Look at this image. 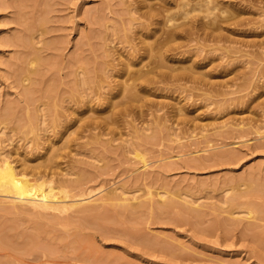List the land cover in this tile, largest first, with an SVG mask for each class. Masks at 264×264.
Returning <instances> with one entry per match:
<instances>
[{
    "label": "rangeland",
    "instance_id": "1",
    "mask_svg": "<svg viewBox=\"0 0 264 264\" xmlns=\"http://www.w3.org/2000/svg\"><path fill=\"white\" fill-rule=\"evenodd\" d=\"M159 1L0 0V152L17 168L42 164L64 134L45 168L68 206L0 202V264H264V202L251 198L260 207L248 211L238 201L249 199H227L264 184V0L237 2L221 37L180 38L169 52V27L140 15ZM142 39L163 47V66L158 53L133 56ZM126 63L189 75L137 85L133 97L119 91L132 81ZM166 196L197 212L122 211ZM72 202L100 210L86 217Z\"/></svg>",
    "mask_w": 264,
    "mask_h": 264
},
{
    "label": "bare ground",
    "instance_id": "2",
    "mask_svg": "<svg viewBox=\"0 0 264 264\" xmlns=\"http://www.w3.org/2000/svg\"><path fill=\"white\" fill-rule=\"evenodd\" d=\"M229 1H230V3L233 2L232 6L222 7V6H219V5H222L221 3L219 4V0H161L158 2V3H160V5L158 4L159 6H154L153 4H151L152 6H150L149 9H147L146 11H143L142 13L140 12V15H141V17L148 18L150 20H153L156 17L158 23H162L163 26H168L170 28L169 29V28L163 27L164 30L167 29L165 31L167 33L164 32L166 34L164 36L165 37L164 39H166V42H164L163 47L165 45L166 49H165V47H164V49L166 50V52H167V50L169 52L170 50L174 49L173 43L180 38H186L188 40H191V39L198 38V37H203V38L221 37L220 34H216L215 32H219L221 30V28H225L226 27L225 25H229V24H233V23L237 22V20H238L237 17L239 15V11H238L239 7L236 6L237 2L246 1V0H229ZM175 7L179 8L180 10L178 9V11L176 13H174V12L172 13L171 10ZM169 11H170V14H169ZM171 21H177V22L176 23L172 22V24H171L172 26L170 24H167L168 22H171ZM138 22H139V20H138ZM151 29H153V28H151ZM161 30L163 32V29H161ZM157 31H158V29L155 28L151 36L155 35L157 33ZM166 44H167V46H166ZM160 46L161 45H159L158 43L156 44L155 42H148V41H145L144 39H142L141 46L135 48V52H134L133 56L136 59H138L140 57H141L140 59H142L145 56H152V55H154V53H158L160 56L159 55H158L159 57L157 56L158 57L157 65L158 64L162 65L165 54L162 55V53L159 52ZM156 48H159V49L157 50ZM162 51H163V49H162ZM156 59L157 58H155V56H154L153 60L156 61ZM151 63H153L152 66H155L154 62H151ZM130 65H131V63H126V65L121 68V70H120L121 74L120 75H124L125 73H127L130 70L129 69ZM158 67H159V65H158ZM158 67H155V68L157 69ZM152 68H154V67H151V69L146 68V70L145 69L144 70H138L137 69L138 71L135 73H133V71L130 70L132 72V74L130 75V77L128 79H131L132 81H130V83L127 82V80L120 81L119 91L130 93V95L135 97V87L137 85L140 87H145L149 83L157 82L158 80L167 79L169 76L170 77L174 76L176 78L179 76L183 77L185 75H189V72L187 70H181V71L177 72L176 75H169L168 73H165L162 71L155 73L154 72L155 70ZM88 79H89V77L87 76L86 79L83 78V79H81V81L83 83V82L87 81ZM119 108H122V107H119ZM125 110L126 109H124V111ZM120 112L121 111H117L115 113L120 114ZM44 113L43 112L41 113L42 116L38 115V113H37V115L40 117H45L46 114H44ZM53 117H55V115ZM88 123H89V125H93V123H95V122L89 120L87 122V124ZM98 126H99V124H95L92 127H98ZM160 130H161V127H159L158 130H156V131H160ZM63 135L57 136V138H56L57 140H55L50 145H48L44 148V150L47 149L45 154L47 152H52V151H53V154L49 158H47L46 161L44 160L45 163H42V164H40V163L39 164L38 163H35V164L29 163L30 161L26 158V160L23 161L22 167L17 168L16 165L13 163V161L7 155H4L2 152H0V202H2V204L4 202V204L5 203L6 204L7 203L12 204L14 207L15 206H18V207L19 206L20 207L25 206V208L27 207L30 209H34V210L37 209V210H42V211H47V210H49V211L50 210H53V211L58 210L59 211L60 209L65 208L67 206L66 203L64 202V200L66 198L65 191H63L62 189H60L59 187H56L54 184L51 183V180H50L51 176L49 177V174L51 172L47 171L45 168L46 166L50 165L49 164L50 162L54 161L53 159L56 156H59L62 154L61 151H62L64 146H58V145L54 146V145L56 142H59L63 138ZM147 136L148 135H145V136L143 135L142 137L145 140L147 138ZM70 138L71 137L67 138L66 142H68ZM139 138H140V136H139ZM72 139H74V138H72ZM72 139H71V141H72ZM140 140H142V138ZM146 140H148V138ZM125 142H127V140ZM138 150H133L134 151L133 154H134L135 158L139 157V159H141V161L143 163L144 159H143L142 155L140 154L141 152H139ZM43 154H44V152L42 153V155ZM145 165H146V163L144 162L142 166H145ZM35 174H36V178H34ZM47 178L49 180H47ZM75 182L80 184L81 181L75 180ZM80 187H82V186H80ZM233 187H235V186L233 185ZM83 188H84V190H86V189H88V186L83 187ZM238 191H237V193H236V191H234V194L228 196L229 198H227V199L230 202L229 205L231 204V205L236 206L237 202H235V201L243 200L242 198H246V199H249V201H247V202L238 201V203L241 204L242 206H245L246 209H248V211H250V210L252 211V209L254 210V208L256 209L258 206H256V202H254V201L250 202L251 198L260 199L261 200L260 202H264V184H262L258 181L249 180L247 183V188L244 189L243 191L242 190H240L239 192ZM111 194H113V191ZM151 194H152V192H151ZM108 195H110V194L108 193ZM155 195L161 197L162 194H160V192L157 191V192H155ZM175 195H177V194H175ZM117 196H118L117 194H116V196H114V195L111 196V197H113L112 200L114 199V197H116L115 198V200H116ZM89 197H90V195L87 198H84L82 200L88 199ZM152 197H154V196H152ZM122 199L124 200V198H122ZM125 199L128 200V198H125ZM184 200H187V199H184ZM148 202H149V204L147 202L146 203H139L138 206H135V207H133L132 205H124L122 211L128 212V213L125 212L127 216L129 213H131V214L135 213L137 207H138L137 209H139V208L143 209V208L148 207L150 209H153V210L156 209L158 211L160 210L163 212H164V210L166 212V209L175 207V208H177V209L179 208V210H183V211L197 212L195 209L187 206L185 202H183V204H180V201H179V203H178L175 199H173V197H167L165 200L162 201L161 205L159 204L156 207H155V204L152 203V200L148 201ZM105 204H103V205H105ZM12 205H10V206H12ZM69 207L75 208L74 210L77 209L79 212L88 213V214H86V217L92 216L93 214H96L100 210V208L98 210V207H90L87 204H85L84 202H72L71 204H69ZM259 207L257 209H259ZM60 211H62V210H60ZM139 211H141V210H139ZM137 212H138V210H137ZM256 212H258V210ZM259 213H261V212L259 211ZM193 214H195V213H193Z\"/></svg>",
    "mask_w": 264,
    "mask_h": 264
}]
</instances>
